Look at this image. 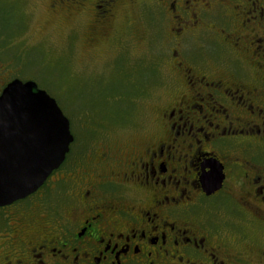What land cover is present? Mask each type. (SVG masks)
<instances>
[{
    "label": "flooded vegetation",
    "instance_id": "obj_1",
    "mask_svg": "<svg viewBox=\"0 0 264 264\" xmlns=\"http://www.w3.org/2000/svg\"><path fill=\"white\" fill-rule=\"evenodd\" d=\"M56 5L89 17L90 42L108 41L123 17L130 41L114 39L121 49L153 48L149 27L168 22L171 80L139 138L117 145L109 129L127 124L112 123L118 104L68 120L63 164L34 194L0 208V264H264V0ZM133 89L114 103H132ZM218 172L221 188L206 194L204 181Z\"/></svg>",
    "mask_w": 264,
    "mask_h": 264
},
{
    "label": "rangeland",
    "instance_id": "obj_2",
    "mask_svg": "<svg viewBox=\"0 0 264 264\" xmlns=\"http://www.w3.org/2000/svg\"><path fill=\"white\" fill-rule=\"evenodd\" d=\"M56 4L57 0H0V87L14 79L33 81L55 100L70 121L91 117L88 111L100 109L104 101L110 107L118 104L113 110L112 123L119 125L127 121V124L118 132L109 129L114 135L119 133L116 138L121 142L117 145L133 133L138 138L145 135L141 128L151 109L164 99L171 80L166 48L162 44L168 22H153L149 27L156 39L153 48L129 42L122 44L124 49H121L114 39L123 35V40L130 41L125 37L128 33L123 17L109 29L108 41L97 35L96 41L90 42L89 17ZM190 43L195 46L194 39ZM184 55L188 56L186 51ZM146 67L152 68V75ZM137 73L139 80L130 83ZM145 79L154 82L153 89L148 88L147 92L146 86L141 85ZM135 87L140 90L139 97L130 98L132 103L123 98L114 103L115 93L128 96L130 91L136 93ZM145 92L147 96L142 95ZM78 120L76 127L80 124ZM76 127L72 125V132L79 136L81 130Z\"/></svg>",
    "mask_w": 264,
    "mask_h": 264
},
{
    "label": "water",
    "instance_id": "obj_3",
    "mask_svg": "<svg viewBox=\"0 0 264 264\" xmlns=\"http://www.w3.org/2000/svg\"><path fill=\"white\" fill-rule=\"evenodd\" d=\"M72 141L54 99L33 81H10L0 93V208L39 190L63 164ZM214 176L204 181L206 194L221 188L222 176Z\"/></svg>",
    "mask_w": 264,
    "mask_h": 264
},
{
    "label": "trees",
    "instance_id": "obj_4",
    "mask_svg": "<svg viewBox=\"0 0 264 264\" xmlns=\"http://www.w3.org/2000/svg\"><path fill=\"white\" fill-rule=\"evenodd\" d=\"M129 87L131 88V85Z\"/></svg>",
    "mask_w": 264,
    "mask_h": 264
}]
</instances>
